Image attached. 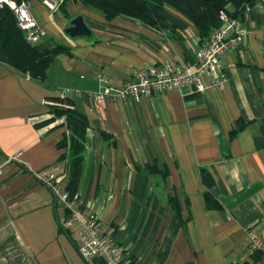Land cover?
Segmentation results:
<instances>
[{"label": "crops", "instance_id": "0c3cea01", "mask_svg": "<svg viewBox=\"0 0 264 264\" xmlns=\"http://www.w3.org/2000/svg\"><path fill=\"white\" fill-rule=\"evenodd\" d=\"M28 1L45 32L38 43L63 44L69 52L55 56L43 80L0 62V264L106 263L81 258L79 235L60 229L53 195L32 174L53 164L65 170L58 160L65 149L56 147L65 132L63 118L36 125L51 116L50 98L65 88L80 91L66 97L89 122L76 193L125 257L133 264H254L249 230L264 241V110L258 91L264 95V2L253 0L237 16L241 43L224 58L223 88L190 86L138 102H94L87 91L101 86L99 75L120 83L140 66L191 58L195 29L188 26L184 38L174 40L137 19L107 20L78 3L68 2L64 16ZM77 15L89 36L64 32ZM238 119L246 125L231 138ZM18 152L19 160L5 162ZM146 164L165 168L167 176L148 172ZM201 167L213 178L210 191L219 209L206 207ZM169 195L178 198L185 219L177 229Z\"/></svg>", "mask_w": 264, "mask_h": 264}, {"label": "built area", "instance_id": "2783aa9c", "mask_svg": "<svg viewBox=\"0 0 264 264\" xmlns=\"http://www.w3.org/2000/svg\"><path fill=\"white\" fill-rule=\"evenodd\" d=\"M48 9L55 10L56 0H39ZM264 2V0H260ZM7 6L12 10L17 25L23 31L25 38L32 43H38L44 31L37 18L30 11L28 0H0V8ZM248 3L244 11H249ZM233 9H230L232 11ZM220 24L204 41L197 39V44L189 59H169L163 63H151L135 68L130 79L120 83H112L98 76L101 86L97 90L87 91L94 101L132 100L138 102L141 97L158 94L169 89H187L192 86L195 91L212 88H223L227 82L224 67L225 56L240 46L241 34L238 31V19L226 9L218 11ZM28 75V74H27ZM79 90H62V97ZM20 153L6 155L5 162L19 160ZM1 156V152H0ZM0 165V172H1ZM35 181L44 185L55 199L57 209L61 212L60 225L64 230H74L79 235L78 253L88 262L96 257H102L107 264H133L125 257L119 247L112 243L110 231L102 225L97 213L81 203L77 193L71 194L65 186L66 172L58 164H53L42 171H32ZM249 250L258 254L257 264H264V241L253 230H249Z\"/></svg>", "mask_w": 264, "mask_h": 264}, {"label": "trees", "instance_id": "16d2710c", "mask_svg": "<svg viewBox=\"0 0 264 264\" xmlns=\"http://www.w3.org/2000/svg\"><path fill=\"white\" fill-rule=\"evenodd\" d=\"M56 10L64 16H68L67 3H78L90 8L99 10L105 19L111 20L117 16H124L137 19L146 26L162 31L170 39L180 40L185 36V30L192 26L198 39L204 41L211 32L219 26L218 11L226 9L237 17L244 9L246 3L253 0H56ZM230 9H233L230 11ZM61 52L68 53L69 50L63 44L55 43L51 48L40 43L29 42L23 31L19 28L16 18L11 9L7 6L0 8V62L5 63L15 70L27 73L30 77L43 80L46 77L47 69L55 56ZM256 73V70L254 71ZM261 103L264 110V95L258 88ZM52 103L49 107L51 116L39 123L37 126L52 122L55 119L63 118L60 123L65 127L62 138L56 143L58 149H65L58 160H64L65 171L67 172L65 186L74 194L77 192L83 165V151L85 148V133L89 126L87 116L73 106V100L66 96L51 97ZM246 125L245 121L238 119L236 127L230 131L232 138L239 130ZM264 126V116L262 127ZM264 135V127L262 129ZM103 136L107 134L102 133ZM145 168L150 173H159L162 177L167 176L165 168L156 164H146ZM200 176L205 191L203 197L206 207L219 209L218 200L212 195L210 187L213 178L205 168H200ZM168 204L174 212L175 226L183 225L185 219L181 214V207L178 198L174 195L168 196ZM186 205V202H185ZM60 229L66 234L69 230ZM254 264L259 260L258 254H253ZM133 263V261H132ZM96 264H106L102 259L97 258Z\"/></svg>", "mask_w": 264, "mask_h": 264}, {"label": "water", "instance_id": "95a60500", "mask_svg": "<svg viewBox=\"0 0 264 264\" xmlns=\"http://www.w3.org/2000/svg\"><path fill=\"white\" fill-rule=\"evenodd\" d=\"M64 32L71 37L75 36H89L90 28L85 24L81 15H77L72 18L67 26L64 28Z\"/></svg>", "mask_w": 264, "mask_h": 264}]
</instances>
